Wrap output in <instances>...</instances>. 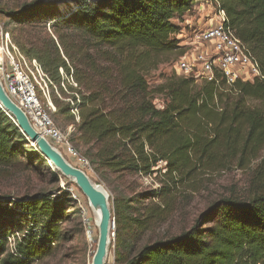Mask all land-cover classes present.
<instances>
[{
	"label": "trees",
	"instance_id": "1",
	"mask_svg": "<svg viewBox=\"0 0 264 264\" xmlns=\"http://www.w3.org/2000/svg\"><path fill=\"white\" fill-rule=\"evenodd\" d=\"M198 1L24 0L0 9L6 26L13 25L5 32L57 86L54 116L70 121L97 173L150 177L164 164L162 187L140 195L153 203L132 212L114 205L116 264H264V80L239 81L226 93L176 75L154 91L147 81L167 57L186 53L176 22ZM218 2L264 73V0ZM154 95L165 96L163 108ZM231 161L254 164L246 198H221L189 228L150 237L133 249L130 236L139 243L167 219L179 176L192 178L201 168ZM46 165L0 108V169L38 173ZM59 193L0 195V264H36L52 254L75 202L68 192ZM16 233L20 237L10 247L8 237Z\"/></svg>",
	"mask_w": 264,
	"mask_h": 264
},
{
	"label": "rangeland",
	"instance_id": "2",
	"mask_svg": "<svg viewBox=\"0 0 264 264\" xmlns=\"http://www.w3.org/2000/svg\"><path fill=\"white\" fill-rule=\"evenodd\" d=\"M22 1L24 0H0V9L6 6H14ZM61 11L65 13L67 8L62 7ZM218 20V7L211 3L210 0H199L195 3L191 10L180 21L176 22L181 29L177 38L180 40L181 46L186 49L185 51L187 52L191 49L187 45L196 36V33H200L209 27H215ZM7 23L6 19L0 18V31L10 32L12 30L13 25L7 27ZM104 51L106 49H102L99 53ZM95 53L91 52V54ZM181 56V54H173L167 57L166 62L147 75V81L152 91L162 85L168 77L178 76L175 72V65ZM101 65L108 66L104 62ZM69 85L76 88L73 81L69 80ZM65 92L68 96L72 95L67 83L65 84ZM56 96L59 95L56 93ZM62 98L65 99L63 96ZM165 101V96L154 95L153 97V102L158 108H163ZM55 113H52L55 124L63 133L68 135L72 146L83 156L85 149L75 137L76 130L70 125V121L67 123L61 118L56 120ZM59 150L69 163L85 171L95 183L106 190L109 195L114 219V205L116 202H120L121 205L126 206L128 211L131 212L134 209L143 210L145 206L153 202L142 200L140 195L162 187L165 170L162 163L159 166L161 173L150 177L127 173L120 175L106 172L97 173L91 164L83 166L77 158L68 155L67 151ZM253 169L254 164L240 167L237 161H231L223 167L201 168L192 178H188L186 175L179 176L176 184H172L173 191L168 199L170 210L167 219L156 227L155 232H145L139 243H137V239L130 236L129 241H133L131 246L136 250L140 244L146 242L150 237L155 238L166 234H175L189 228L202 212L206 211L214 202L221 198H246L251 189ZM56 178L59 179V182L56 181ZM25 190H31L33 194L41 190H49L58 193V195L60 194L59 190H62L63 192H68L75 201L72 204L73 207L68 210L69 218L62 225V236L52 243V254L36 264H92L97 250L99 228L92 212V207L77 185L64 177L49 162L38 173L34 169L32 172L28 171L27 173L19 174L17 172L14 173L12 170L9 173L0 169V195L18 196L24 193ZM85 212L89 220L86 226L83 221V213ZM116 230L115 219V229L113 230L115 236L111 237L108 258L115 255ZM13 245V242L9 244L10 247Z\"/></svg>",
	"mask_w": 264,
	"mask_h": 264
},
{
	"label": "built area",
	"instance_id": "3",
	"mask_svg": "<svg viewBox=\"0 0 264 264\" xmlns=\"http://www.w3.org/2000/svg\"><path fill=\"white\" fill-rule=\"evenodd\" d=\"M210 2L218 7L219 20L215 27L196 33L190 40L187 46L191 49L177 61L176 74L179 77L193 78L196 83L213 84L223 93L228 92L239 81L264 80L258 59L228 25L227 15L218 0ZM0 82L7 95L23 110L40 136L58 150L67 151L68 155L77 158L83 166L89 165V161L78 153L68 135L61 131L52 118V113L56 112L52 96L53 93L58 94L57 86L41 65L36 60L27 58L14 43L11 35L3 31H0ZM3 111L16 124L15 119L4 109ZM72 112L79 122L78 111ZM30 144L37 149L35 144ZM87 218L86 212L83 213L85 226L89 223ZM29 225L33 226L32 223ZM16 236L20 237V233L11 234L8 243L11 240L10 243L15 245ZM105 264H116L115 258H108Z\"/></svg>",
	"mask_w": 264,
	"mask_h": 264
},
{
	"label": "water",
	"instance_id": "4",
	"mask_svg": "<svg viewBox=\"0 0 264 264\" xmlns=\"http://www.w3.org/2000/svg\"><path fill=\"white\" fill-rule=\"evenodd\" d=\"M0 108L8 112L16 121V125L27 138L35 144L42 156L53 165L64 177L75 183L83 195L87 198L90 206L100 213L99 235L97 250L92 264H105L111 237H114L115 219L110 206L109 195L99 184L95 183L82 169L69 163L62 153L48 140L40 136L32 127L23 110L16 105L5 92L0 82Z\"/></svg>",
	"mask_w": 264,
	"mask_h": 264
},
{
	"label": "bare ground",
	"instance_id": "5",
	"mask_svg": "<svg viewBox=\"0 0 264 264\" xmlns=\"http://www.w3.org/2000/svg\"><path fill=\"white\" fill-rule=\"evenodd\" d=\"M93 209V208H92ZM93 213H94V216H95V219H96V223H97V225H98V228H99V224H100V213H99V211L97 210V209H93V211H92ZM88 219V218H87ZM89 221V220H88ZM87 221V222H88ZM86 225H87V223H86Z\"/></svg>",
	"mask_w": 264,
	"mask_h": 264
}]
</instances>
